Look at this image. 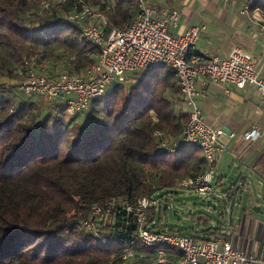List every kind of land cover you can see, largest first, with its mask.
I'll use <instances>...</instances> for the list:
<instances>
[{
    "label": "trees",
    "instance_id": "1",
    "mask_svg": "<svg viewBox=\"0 0 264 264\" xmlns=\"http://www.w3.org/2000/svg\"><path fill=\"white\" fill-rule=\"evenodd\" d=\"M41 1L0 0V79L13 88L26 79L27 62L48 76L84 75L100 56L82 22L68 19L79 0L53 1L47 9ZM83 1L105 14L107 34L139 11V0ZM255 10L264 18V0ZM42 62L54 68L45 70ZM128 79L75 116L66 114L63 98L45 109L33 98L0 90V264H119L126 250L148 249L125 211L114 208L96 217L93 207L126 200L135 205L205 172L201 148L171 151L162 145L178 138L188 121L176 72L159 67ZM155 209L149 223L182 233L157 221ZM85 220L106 241L91 234ZM219 230L182 234L210 238ZM167 251L174 264L181 253Z\"/></svg>",
    "mask_w": 264,
    "mask_h": 264
},
{
    "label": "built area",
    "instance_id": "2",
    "mask_svg": "<svg viewBox=\"0 0 264 264\" xmlns=\"http://www.w3.org/2000/svg\"><path fill=\"white\" fill-rule=\"evenodd\" d=\"M66 0H43L42 8L51 2ZM221 1V0H211ZM241 14H249L252 6L260 0H224ZM68 19L82 22V31L101 52L98 62L84 75L63 73L48 76L39 73L28 63L27 77L15 88L11 82L0 83V90H13L17 98H33L43 108L54 107L63 98L66 114L75 116L89 110L91 103L102 97L116 85L127 84L129 75L159 67L172 68L179 79L185 100L187 124L178 138L164 140L163 146L176 151L183 146H197L202 150L205 172L181 182L195 192L206 195L214 191L221 175L216 171L219 152L227 146L221 137L227 132L209 124L204 117L197 83L232 85L237 88L254 86L263 96V67L258 66L252 54L235 46L228 57L208 56L196 53L195 47L205 31V24L193 25L182 33L173 32L181 20V11L167 6L154 7L148 0H139L136 16L120 29L105 31L107 18L104 13L92 8L90 2L79 0ZM264 18L261 19V23ZM228 91V90H227ZM15 106L13 110H15ZM258 134L252 130L243 134L251 140ZM232 138L234 133H230ZM161 199L155 195L144 196L134 205L123 201H110L107 205H95L93 216H100L114 208L125 211L128 222L134 221L137 236L147 251L126 250L119 264H171L168 248L181 253L174 264H257L258 258L246 249L237 248L219 233L210 238L192 237L170 230H160L148 222L151 208H158ZM85 228L96 238L106 237L91 220L83 221Z\"/></svg>",
    "mask_w": 264,
    "mask_h": 264
},
{
    "label": "crops",
    "instance_id": "3",
    "mask_svg": "<svg viewBox=\"0 0 264 264\" xmlns=\"http://www.w3.org/2000/svg\"><path fill=\"white\" fill-rule=\"evenodd\" d=\"M148 1L154 7L167 6L181 11V20L178 26L173 28L175 33H182L193 25H206L195 47L196 53L225 59L235 46H239L252 54L258 66H264V22L261 23L263 15L260 10L241 14L237 8L230 7L224 0L218 2L172 0L171 4H167L166 0ZM262 72L264 75V68ZM197 87L201 93L200 103L205 120L212 126L227 132L221 139L227 146L226 151L233 158L230 167L235 164V161L239 162V171L245 168L244 170H248L252 176L255 175L254 178L257 179L259 187L264 186L262 94L250 85L237 88L232 85L223 86L214 83L205 85L202 81H198ZM252 130H257L258 134L255 138L246 140L243 134ZM230 133H234L235 137L232 138ZM245 171L239 178L244 184L251 176ZM219 174L221 177L218 184L221 185L225 181V176L222 173ZM259 193L264 197L262 191ZM219 232L224 234L235 247L246 249L254 254L259 260L257 264H264V215H254L249 206L242 207L237 219H233L230 226L220 228Z\"/></svg>",
    "mask_w": 264,
    "mask_h": 264
},
{
    "label": "rangeland",
    "instance_id": "4",
    "mask_svg": "<svg viewBox=\"0 0 264 264\" xmlns=\"http://www.w3.org/2000/svg\"><path fill=\"white\" fill-rule=\"evenodd\" d=\"M192 14L194 15L193 12ZM29 63L34 66V62ZM40 65L45 70L54 68L51 62H42ZM35 69L39 72L36 67ZM6 81H8L6 78L0 79V83ZM166 139L170 142L168 138ZM218 156L216 171L224 174L225 181L221 185L217 184L214 191L206 195H201L186 186L157 191L155 196L161 199L160 207L155 209L157 221L161 219L165 227H173L185 234L204 235L210 228L219 229L223 226H230L231 221L237 219L242 207L249 206L254 215H264L254 210L257 206L264 213V197L259 193L262 191L264 195V186L259 187L257 179L254 178L255 175L252 176V173L244 170L245 168L239 171V162L235 161V164L230 167L233 158L226 150L221 151ZM244 171L251 175L245 184L239 179ZM234 189L240 190L236 197L231 195ZM242 194L243 198H241Z\"/></svg>",
    "mask_w": 264,
    "mask_h": 264
},
{
    "label": "water",
    "instance_id": "5",
    "mask_svg": "<svg viewBox=\"0 0 264 264\" xmlns=\"http://www.w3.org/2000/svg\"><path fill=\"white\" fill-rule=\"evenodd\" d=\"M254 210H256V212H263L262 210H261V208L260 207H257V206H255V209Z\"/></svg>",
    "mask_w": 264,
    "mask_h": 264
}]
</instances>
